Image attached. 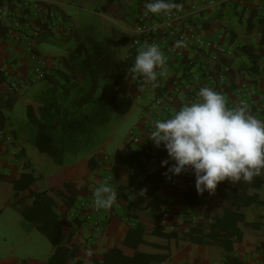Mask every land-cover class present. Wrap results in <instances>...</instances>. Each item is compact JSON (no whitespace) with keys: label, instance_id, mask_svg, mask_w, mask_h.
<instances>
[{"label":"crops","instance_id":"obj_1","mask_svg":"<svg viewBox=\"0 0 264 264\" xmlns=\"http://www.w3.org/2000/svg\"><path fill=\"white\" fill-rule=\"evenodd\" d=\"M10 1L19 11H25L24 0ZM40 1L47 9L61 10L75 25L74 32L66 37L45 33L38 38L36 46L40 53L42 42L61 44L66 39L73 43L60 55L41 53L47 61L48 73L58 70L72 73L80 60L73 50L80 43L87 46L94 41L107 43L117 50L118 58H130L133 63L137 54L147 48L133 44L138 19L155 16L146 12V0ZM170 2L178 4L180 7L173 10L192 24V30L185 35L197 34L210 49L226 51L219 54L218 60L210 62L209 69L215 72L221 65H227L230 68L227 81L222 86L205 83L202 87L222 94L227 107L243 108L247 114L264 120V52L256 45L263 35L264 0H228L215 6L202 0ZM180 28L183 32V27ZM6 32L0 24V264H53L51 259L59 244L66 248L61 252L66 258L64 264H93L94 261L103 264L106 255L116 246L122 250L116 264H264V171L251 183L221 182L213 194L197 192L191 170L179 176L168 172L164 187L154 190L145 185L139 199L137 190L128 186L134 171L132 166L116 175L118 148L111 153L106 150L116 127L115 115L127 113L114 114L110 123L100 128L94 146L85 151L66 153L60 158L41 152L36 144L37 127L27 111V100L37 95L30 90L36 83L31 82L32 59ZM240 45L254 46V52L259 54L255 69L250 68L253 62L249 54L237 50ZM203 57L188 49L181 61H166V72L169 77L185 82ZM4 69L9 71L8 75ZM23 80L28 85L21 84L18 90L13 88L12 82ZM44 80L47 85L48 81ZM140 80L142 89L135 99L147 96L148 92L152 99H157L170 84L160 77L154 84L142 77ZM23 99L27 102L26 111L14 117L11 114ZM126 141L127 138L123 140L124 145ZM141 159L147 164L142 156ZM172 163L169 160L167 167L149 168L168 170ZM26 173L34 176L38 190H47L54 200V211L63 230L62 234L56 233L58 242L40 231L38 222L22 214L35 199L28 188L17 190L15 187L14 182ZM53 174H62L58 182H68L76 188L77 198L72 207L57 195V188L50 189L49 177ZM110 174L114 178L107 181ZM103 182L115 189L118 199L111 208L101 210L97 217L103 220V226L95 231L97 217L93 215L90 201L95 188ZM19 184L26 183L19 181ZM153 195L161 199V220L158 212L148 206ZM136 200L141 202L140 218L132 216L129 210L131 202ZM166 210L169 217L164 218ZM160 225L162 229H158ZM138 227L143 229L142 239L138 234H131L129 244H125L129 233ZM154 229L157 233H152ZM138 254L148 255L150 262L138 261Z\"/></svg>","mask_w":264,"mask_h":264},{"label":"trees","instance_id":"obj_2","mask_svg":"<svg viewBox=\"0 0 264 264\" xmlns=\"http://www.w3.org/2000/svg\"><path fill=\"white\" fill-rule=\"evenodd\" d=\"M87 46L79 44L73 54L79 56L76 68L72 73L57 71L48 73V84L35 98L28 101L27 111L30 121L37 127L36 144L41 152H48L56 158L64 154H77L94 146L100 128L107 126L114 114L128 113L134 103L136 95L142 89L140 77L131 71L134 65L132 59H120L117 50L107 43L94 41ZM256 45L264 52V29L262 38ZM237 50L249 54L255 69L259 54L254 52L253 45H240ZM130 90V92H128ZM141 153L125 144L116 151V175L131 165L134 171L130 174L128 186L134 187L142 196L141 189L150 185L158 190L165 186L168 170L162 168H149L141 159ZM93 159L90 160V162ZM62 174H53L49 177L50 189L57 188V195L72 207L77 198V190L68 182H58ZM25 181V185L19 184ZM16 180L17 190L28 188L33 196L34 204L25 207L22 214L25 218L39 223L40 231L45 232L54 242H58L57 232L62 234L60 221L54 211V200L48 191L37 189L36 179L32 174H23ZM56 183L62 185L56 186ZM189 194V191H188ZM161 199L157 195L151 196L148 206L158 212L162 219ZM141 202L133 201L130 204V214L140 218ZM229 214V212L227 213ZM162 229V225L158 227ZM143 229L137 228L129 233L125 244H129L131 234H138L142 239ZM157 233L154 229L152 233ZM55 233V235H53ZM58 238V239H57ZM66 248L57 245L56 255L52 257L53 264H64L66 258L61 254ZM122 250L116 246L112 253L107 254L103 264H116L120 259ZM138 261L150 262L148 255L138 254ZM93 264H101L94 261Z\"/></svg>","mask_w":264,"mask_h":264},{"label":"clouds","instance_id":"obj_3","mask_svg":"<svg viewBox=\"0 0 264 264\" xmlns=\"http://www.w3.org/2000/svg\"><path fill=\"white\" fill-rule=\"evenodd\" d=\"M178 4L170 0H146V12L168 15ZM131 71L153 84L166 71V57L156 44L140 51ZM197 102L181 107L155 125L150 135L156 148L163 145L170 161L168 172L179 176L191 170L197 192L215 193L224 181L251 183L264 171V120L243 108H229L219 92L202 87ZM169 160L162 162L167 167ZM98 209H109L117 199L107 182L94 191Z\"/></svg>","mask_w":264,"mask_h":264},{"label":"built area","instance_id":"obj_4","mask_svg":"<svg viewBox=\"0 0 264 264\" xmlns=\"http://www.w3.org/2000/svg\"><path fill=\"white\" fill-rule=\"evenodd\" d=\"M202 1L209 6L228 2V0ZM23 4L25 11H19L10 0H0V24L7 31L6 36L22 47L24 52L31 57L33 63L31 82L35 83L46 79L48 69L46 59L36 46L38 38L45 33L66 37L74 32L75 25L61 10L47 9L40 0H24ZM185 20L180 12L172 9L168 15L140 17L135 26L134 46L145 45L148 47L156 44L163 51L166 61L169 63L184 59L188 49H193L204 56L190 79L185 82L175 77H169L165 71L160 78L170 83L169 87L164 95L148 105L145 109L144 120L128 131L126 144L131 147L136 146V150L141 153L148 167H160L162 162L168 159V153L163 145L156 148L150 138L151 133L155 131L156 123L171 118L181 107L197 102L200 99L199 90L205 83L224 85L230 70L227 65H221L220 69L215 72L209 69L210 62L218 60L219 54L226 51L223 48L210 49L206 41L197 34L185 35L187 31L192 30V24H188V20L184 26L180 24L185 23ZM180 27H183V32ZM4 70V73L8 75L9 71ZM21 84L26 86L28 82L24 80L12 82V86L16 90ZM113 178V174H110L106 180L111 181ZM94 200L95 197L90 201V205L93 215L97 217L102 208L98 209ZM163 217H169V210L164 211ZM95 219L94 230L100 231L103 220L99 217Z\"/></svg>","mask_w":264,"mask_h":264},{"label":"rangeland","instance_id":"obj_5","mask_svg":"<svg viewBox=\"0 0 264 264\" xmlns=\"http://www.w3.org/2000/svg\"><path fill=\"white\" fill-rule=\"evenodd\" d=\"M73 43L70 40L66 39L61 43H55L53 41H46V42H42L40 45V51L43 55H60L62 53L66 52V49L69 46H72ZM46 81L43 80H39L38 82H36L35 84H33L32 89H30L31 91H33L34 93L41 94L42 90L45 88ZM32 86V85H31ZM130 92V90L128 91ZM36 95V96H37ZM35 95H33L31 98H35ZM30 98V99H31ZM153 96L151 94V92L147 93V96H142V97H138L135 99L134 101V105L132 107V109L130 110L129 113H127L124 116H119V115H115V130L112 133L111 139L109 140L108 144H107V148L106 150L111 153L113 151L116 150V148L122 147L124 146V142L125 138L127 136L128 131H130L136 124H138L139 122L143 121L146 114H145V110L144 107L148 104H150L151 102H154L155 98L152 99ZM30 99H26L27 101H29ZM152 99V100H151ZM27 104V102H26ZM26 104L24 99L18 104V106L16 107V109L13 111V113L11 115H13L14 117L16 115H22V112L26 111ZM131 147V146H130ZM136 146H134L133 149ZM85 151V150H84Z\"/></svg>","mask_w":264,"mask_h":264}]
</instances>
